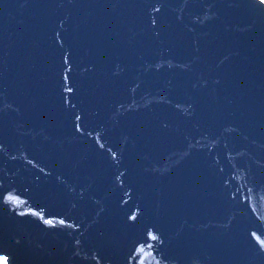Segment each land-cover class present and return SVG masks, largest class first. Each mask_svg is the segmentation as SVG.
Returning <instances> with one entry per match:
<instances>
[{"label": "water", "instance_id": "1", "mask_svg": "<svg viewBox=\"0 0 264 264\" xmlns=\"http://www.w3.org/2000/svg\"><path fill=\"white\" fill-rule=\"evenodd\" d=\"M0 263L264 264V0H0Z\"/></svg>", "mask_w": 264, "mask_h": 264}, {"label": "trees", "instance_id": "2", "mask_svg": "<svg viewBox=\"0 0 264 264\" xmlns=\"http://www.w3.org/2000/svg\"><path fill=\"white\" fill-rule=\"evenodd\" d=\"M0 264H3V263H0Z\"/></svg>", "mask_w": 264, "mask_h": 264}]
</instances>
